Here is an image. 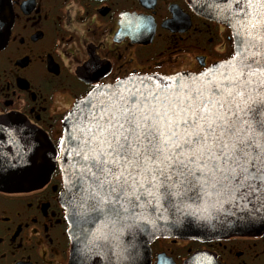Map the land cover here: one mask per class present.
<instances>
[{"label":"flooded vegetation","instance_id":"1","mask_svg":"<svg viewBox=\"0 0 264 264\" xmlns=\"http://www.w3.org/2000/svg\"><path fill=\"white\" fill-rule=\"evenodd\" d=\"M0 49V118L18 116L58 151L63 120L91 90L134 76L198 74L232 56L230 30L187 0H10ZM21 192L0 191V264H69L57 166ZM151 264H264V233L159 238Z\"/></svg>","mask_w":264,"mask_h":264},{"label":"snow or ice","instance_id":"2","mask_svg":"<svg viewBox=\"0 0 264 264\" xmlns=\"http://www.w3.org/2000/svg\"><path fill=\"white\" fill-rule=\"evenodd\" d=\"M226 2L238 9L239 43L255 49L231 77L204 91L177 86L85 105L91 119L69 136L79 157L69 192L86 206L87 223H116L161 200L177 212L195 205L192 214L205 219L222 203L251 206L240 220L264 209V0ZM46 163L39 151L30 158L36 170ZM14 178L0 172V182Z\"/></svg>","mask_w":264,"mask_h":264},{"label":"water","instance_id":"3","mask_svg":"<svg viewBox=\"0 0 264 264\" xmlns=\"http://www.w3.org/2000/svg\"><path fill=\"white\" fill-rule=\"evenodd\" d=\"M198 15L226 26L232 36L233 53L227 60L217 62L198 74L180 73L172 76H134L108 86L91 90L76 102L63 120V133L57 151L35 128L18 116L0 118V172L15 174L19 178L0 182V191L21 192L40 186V179L46 172L58 166L64 191L60 203L65 211L70 240L69 264H151L150 245L159 238L196 241L222 240L235 236H259L264 233V209H258L250 220H240L251 206L234 207L231 203L217 205L212 219H205L192 213L195 205H180L181 211L168 207L163 200L153 201L148 211L137 209L136 215L113 223L102 219L87 223L88 210L74 198L71 188L74 173L78 170L75 156L78 149L74 125L87 124L91 119L90 108L85 105L111 106L121 98L135 95L160 96L170 93L177 86L191 91H204L212 84H219L233 75L241 56H251L255 49L244 48L239 43L245 38L238 19L234 2L226 0H187ZM13 24L10 0H0V49L6 44ZM239 33V35H238ZM47 160L45 166L36 170L30 167L34 153ZM203 206V205H202ZM235 213V214H233ZM106 237V239H105ZM157 264H168L162 256Z\"/></svg>","mask_w":264,"mask_h":264}]
</instances>
